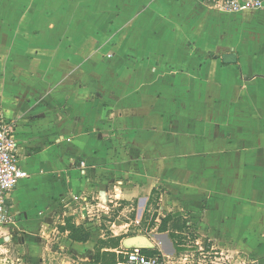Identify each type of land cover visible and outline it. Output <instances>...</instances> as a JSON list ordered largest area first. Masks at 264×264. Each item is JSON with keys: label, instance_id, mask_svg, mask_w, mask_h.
Instances as JSON below:
<instances>
[{"label": "crops", "instance_id": "0c3cea01", "mask_svg": "<svg viewBox=\"0 0 264 264\" xmlns=\"http://www.w3.org/2000/svg\"><path fill=\"white\" fill-rule=\"evenodd\" d=\"M259 1L224 13L202 0H151L110 37L112 53L78 37L57 58H0V113L16 122L28 174L6 197L0 264L7 250L14 264H95L94 244L70 240L64 227L89 230L77 220L83 199L115 184L123 201L142 196V204L161 187L208 248L229 246L242 264H264Z\"/></svg>", "mask_w": 264, "mask_h": 264}, {"label": "rangeland", "instance_id": "374dc122", "mask_svg": "<svg viewBox=\"0 0 264 264\" xmlns=\"http://www.w3.org/2000/svg\"><path fill=\"white\" fill-rule=\"evenodd\" d=\"M149 1L0 0V58L9 51L57 58L70 49L78 37H90L97 42V49L112 53L115 44L109 40L110 37ZM202 2L218 10L206 0ZM116 186L120 188L121 184H115L110 193L102 196L85 197L82 201L84 206L79 209V224L85 222L91 226L85 230L88 236L79 232L75 237L94 244L92 263L105 264L107 257L104 252H112L108 248L113 237L144 236L153 243H160L159 248L169 264H242L238 259L240 253L229 246L220 249L212 245L208 248L207 239L197 228L198 224L190 222L184 212L176 211L177 207H171L170 199L161 187L146 196L142 204V196L123 201L122 191L114 190ZM138 216H141V221L136 226ZM123 223L129 226L125 227ZM72 225L74 223L69 221L65 228ZM160 228L165 231L161 232ZM0 246H5L3 241ZM83 252L88 254L86 249ZM12 253L11 250L2 253L5 258L2 264H14ZM79 264L85 263L79 261Z\"/></svg>", "mask_w": 264, "mask_h": 264}, {"label": "built area", "instance_id": "2783aa9c", "mask_svg": "<svg viewBox=\"0 0 264 264\" xmlns=\"http://www.w3.org/2000/svg\"><path fill=\"white\" fill-rule=\"evenodd\" d=\"M206 1L224 13H236L261 7L259 0H247L243 3L237 0ZM16 131V122L5 118L0 113V229L11 221L6 207L7 195L14 190L20 180L28 176L19 165V154L15 141ZM140 221L136 219L135 225H140ZM141 250L138 248L125 249L121 252L123 260L117 264H169L162 251L158 255L147 256Z\"/></svg>", "mask_w": 264, "mask_h": 264}, {"label": "trees", "instance_id": "16d2710c", "mask_svg": "<svg viewBox=\"0 0 264 264\" xmlns=\"http://www.w3.org/2000/svg\"><path fill=\"white\" fill-rule=\"evenodd\" d=\"M223 62H224V64H230V63H234L235 59L233 58V55H232V58H230V60L227 59L226 61L224 60ZM69 221L70 220L66 221L65 226H67V224H69ZM64 229H66V228L64 227ZM66 230L69 232L68 237L70 240H72L74 242H78V243H85L87 241V239H84V238L80 239V238L75 237V234L79 233V232L83 233L85 236L89 235L82 227L72 225ZM160 231L164 232L165 229L162 230V228H160ZM172 236H173V234H172ZM123 239H124L123 236L112 238L111 246L108 248V249L112 250V252H104L105 256L107 257L105 264H117L119 261L122 260L121 252H123L125 250V248H121V242ZM116 250L119 251V254L115 253ZM141 252L147 256H153V255L158 254V251L156 248L150 249V250H141ZM95 264H99V263H95ZM101 264H103V263H101Z\"/></svg>", "mask_w": 264, "mask_h": 264}, {"label": "water", "instance_id": "95a60500", "mask_svg": "<svg viewBox=\"0 0 264 264\" xmlns=\"http://www.w3.org/2000/svg\"><path fill=\"white\" fill-rule=\"evenodd\" d=\"M230 60L225 58L224 60ZM122 247L125 249L138 248L142 250H150L154 248L153 243L147 237L144 236H132L122 241Z\"/></svg>", "mask_w": 264, "mask_h": 264}]
</instances>
